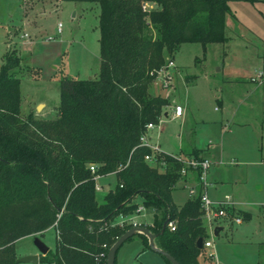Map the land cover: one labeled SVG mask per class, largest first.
I'll list each match as a JSON object with an SVG mask.
<instances>
[{
  "label": "trees",
  "instance_id": "1",
  "mask_svg": "<svg viewBox=\"0 0 264 264\" xmlns=\"http://www.w3.org/2000/svg\"><path fill=\"white\" fill-rule=\"evenodd\" d=\"M71 1L99 4V73L61 75L54 117L22 115L21 59L9 50L0 64V264H16L15 242L50 226L56 231L54 250L40 254V263L106 264V256L98 257L107 251L102 244L109 247L132 226L113 222L135 211L137 197L153 209L145 225L154 243L180 264H201L204 245L199 248L197 239L204 242L209 234L202 184L177 205L172 190L183 161L140 142L146 123L157 122L171 101L169 94L152 93L150 84L159 70H168L182 43L229 40V1L261 0ZM202 151L193 147L186 154L203 158ZM152 153V161L145 159ZM92 162L95 172L88 167ZM94 173L115 175L101 201ZM226 210L230 216L248 215L240 208ZM167 218L175 220L174 229L167 223L162 229ZM135 234L149 247L144 233Z\"/></svg>",
  "mask_w": 264,
  "mask_h": 264
},
{
  "label": "rangeland",
  "instance_id": "2",
  "mask_svg": "<svg viewBox=\"0 0 264 264\" xmlns=\"http://www.w3.org/2000/svg\"><path fill=\"white\" fill-rule=\"evenodd\" d=\"M228 6L226 43L184 42L171 59L168 85L160 76L152 80L151 92L169 94L171 101L151 133L168 152L193 147L209 151L207 195H229L248 213L236 215L240 223L220 220L218 234L208 232L213 245L202 248L200 263L264 264V72L257 77L263 71L264 0L229 1ZM98 21L99 4L93 1L0 0V64L9 50L21 59L22 115H56L61 75L98 77ZM24 33L27 38L21 37ZM177 103L183 105V114L173 117L171 108ZM96 181L101 186L96 198L101 201L115 175L102 174ZM182 185L179 177L172 192L177 205L189 195ZM137 201L142 204L140 197ZM134 215L136 221L148 223L153 209L144 206ZM36 234L54 250L53 226ZM143 246L134 233L117 249L116 263L169 264L160 252ZM15 249L18 256L37 251L33 236L17 240Z\"/></svg>",
  "mask_w": 264,
  "mask_h": 264
},
{
  "label": "built area",
  "instance_id": "3",
  "mask_svg": "<svg viewBox=\"0 0 264 264\" xmlns=\"http://www.w3.org/2000/svg\"><path fill=\"white\" fill-rule=\"evenodd\" d=\"M147 6L145 5L144 8H146ZM22 38H27L28 35L26 33H24L22 36ZM174 63L172 61L168 62V68L170 66H173ZM165 73L167 74V76H164ZM263 73L262 70L257 72V77H259L261 74ZM160 76V78L162 79L164 85H168L169 83V73L168 70L165 71L163 69L159 70L156 77ZM183 105L180 103H177L175 105H173L172 107V116L173 117H177L180 116L183 113ZM161 116L162 114L158 117L157 122L154 121H149L146 123L145 125V130L144 132L141 134L140 136V142L146 146H148L153 153L160 151V147L157 143H154L150 140V136L148 135V130L150 128H153L157 125V123H160L161 121ZM153 153L152 154H146L145 155V159L152 161L153 160ZM177 158L183 161V166L180 169V175L184 176L187 173H192L193 174V179L194 182L192 184H185V186L188 189V194L194 195L196 193V186L198 184H202L203 186V190L202 193L200 195V204H201V208H202V219L207 227L208 232L210 233H214V230L217 226V224L219 223L220 220L223 219H232L235 222H240L241 219L240 217L233 215L230 216L227 213L226 208H230V207H234V200L229 196V195H225L223 198H219V199H212L210 198L207 193H206V189L207 186L209 184L208 180H207V171L208 168L210 167L212 161L209 157H203V158H196L194 156H182L179 154H176ZM89 169L92 172H95L96 170V163L92 162L88 164ZM102 174L100 173H94V178L95 180L101 176ZM180 176V177H181ZM101 186L98 184V182H95V189H99ZM144 210V206L142 204H139L137 206V208L135 209V211L131 214H127V215H122L120 214L117 219L113 222V223H119L120 225L123 224H128L131 223L132 225H137V224H141L140 222H137L135 219H133L134 214L140 213L141 211ZM219 220V221H217ZM217 221L216 224H214V222ZM167 226L170 229H174L175 228V220L174 219H169L167 221ZM104 248H107L108 250V246L103 243L102 244ZM203 245L208 247V246H212L213 243L212 241L207 237L205 239V241L203 242ZM107 254V251L105 250H101L98 254V257H105ZM209 255H213V253H209Z\"/></svg>",
  "mask_w": 264,
  "mask_h": 264
},
{
  "label": "water",
  "instance_id": "4",
  "mask_svg": "<svg viewBox=\"0 0 264 264\" xmlns=\"http://www.w3.org/2000/svg\"><path fill=\"white\" fill-rule=\"evenodd\" d=\"M90 78V77H89ZM166 115V113H165ZM168 221V218L163 222L162 229L166 226V223ZM220 230V226H217L214 230L215 234H218V231ZM144 233L148 238V244L149 247L157 250L160 252L164 257H166L171 264H180L177 259L168 251L161 249L154 243V237L155 234L152 233L148 227L145 224H137L132 225L131 227L127 228L121 235L118 236V238L109 246L106 254V264H114L115 258H116V251L118 247L126 240L129 236H131L134 233ZM33 243L35 247L37 248V252H31L27 253L21 256H18L16 258V262L23 261V262H30V263H38L39 262V255L45 254L49 246L42 240V238L37 235L33 234ZM202 237H199L197 239V246L201 248L203 246Z\"/></svg>",
  "mask_w": 264,
  "mask_h": 264
},
{
  "label": "crops",
  "instance_id": "5",
  "mask_svg": "<svg viewBox=\"0 0 264 264\" xmlns=\"http://www.w3.org/2000/svg\"><path fill=\"white\" fill-rule=\"evenodd\" d=\"M166 108V107H165ZM171 112H172V108H171ZM167 114V111H164V114ZM183 114V113H182ZM182 114L180 115V116H182ZM151 130H152V128H150L149 130H148V135L150 136V140L152 141V142H154V143H157L158 145H159V147H160V144L158 143V141L157 140H152V133H151ZM160 149H161V147H160ZM190 149V148H189ZM189 149H186V150H183V149H181L179 152H169V153H173V154H179V155H182V156H192V155H190V154H186V152L189 150ZM161 150H163V149H161ZM163 151H165V150H163ZM166 152H168V151H166ZM201 154L204 156V157H207V156H209L210 157V152L209 151H207L206 149L205 150H203L202 152H201ZM181 178V180H182V186L183 187H186L185 186V184H192L193 182H194V179H193V174L192 173H187L186 175H184V176H181L180 177ZM213 180H215V182L216 181H223V179H213ZM210 182H212V181H210ZM208 187V186H207ZM175 188V187H174ZM174 190V189H173ZM173 190H172V192H173ZM189 196V195H188ZM231 197V196H230ZM173 198V197H172ZM232 198V197H231ZM187 199V198H186ZM233 199V198H232ZM234 200V199H233ZM174 201V200H173ZM175 202V201H174ZM236 203H237V201L236 200H234V206H235V208H238L237 206H236ZM178 205H180V204H178ZM141 213V212H140ZM139 214V213H138ZM134 217H135V215H134ZM133 217V218H134ZM137 222H140L141 224H148V223H151V222H148V223H145L144 221H142V220H137ZM241 222V221H240ZM240 222H237V223H240ZM221 224V221H219V223L217 224V226H220V230L222 229V226L220 225ZM216 226V227H217ZM219 230V231H220ZM219 231H218V233H219ZM31 252H37V251H30V253Z\"/></svg>",
  "mask_w": 264,
  "mask_h": 264
}]
</instances>
